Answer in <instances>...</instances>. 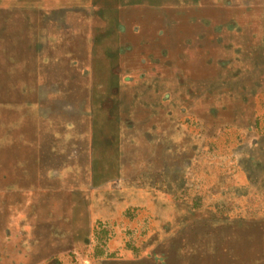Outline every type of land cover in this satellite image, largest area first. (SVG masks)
Masks as SVG:
<instances>
[{
    "label": "rangeland",
    "instance_id": "rangeland-1",
    "mask_svg": "<svg viewBox=\"0 0 264 264\" xmlns=\"http://www.w3.org/2000/svg\"><path fill=\"white\" fill-rule=\"evenodd\" d=\"M0 264H264V0H0Z\"/></svg>",
    "mask_w": 264,
    "mask_h": 264
}]
</instances>
